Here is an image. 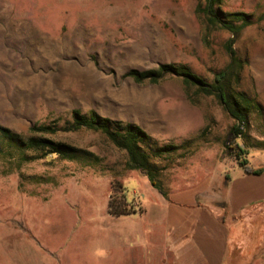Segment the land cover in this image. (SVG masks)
Instances as JSON below:
<instances>
[{
  "label": "rangeland",
  "instance_id": "1",
  "mask_svg": "<svg viewBox=\"0 0 264 264\" xmlns=\"http://www.w3.org/2000/svg\"><path fill=\"white\" fill-rule=\"evenodd\" d=\"M203 1L0 0L1 126L29 137L36 124L61 127L75 109L94 110L142 127L153 150L179 146L152 159L167 196L144 172L127 169L126 153L99 132L51 137L82 151L81 160L28 152L17 164L0 154V264H160L176 194L209 180L219 195L209 207H227L229 179L245 172L225 145L235 119L177 77H126L175 63L212 82L230 62L224 45L232 35L207 27L197 12ZM221 9L255 22L234 48L245 61L235 88L254 102L247 137L236 144L240 161L256 170L264 168V0H223ZM111 203L132 211L111 214ZM256 206L243 212L235 236L247 239L254 229L264 240V201Z\"/></svg>",
  "mask_w": 264,
  "mask_h": 264
},
{
  "label": "trees",
  "instance_id": "2",
  "mask_svg": "<svg viewBox=\"0 0 264 264\" xmlns=\"http://www.w3.org/2000/svg\"><path fill=\"white\" fill-rule=\"evenodd\" d=\"M222 4L223 0H204L197 9L209 29L226 30L232 35V38L224 45L230 62L225 69L216 73L212 82L193 73L187 65L175 63H163L156 68L143 71L134 69L129 71L126 77L132 78L137 83H158L168 76L177 77L182 80L186 88L195 89L196 94L214 97L236 121L226 138L225 145L228 153L236 157L246 173L260 175L264 172V168L254 170L247 166L246 162H241L240 157L244 150L236 144L238 139L247 137L245 130L249 115L254 108V102L246 93L235 88L240 83L245 61L238 57L234 45L242 32L255 22L252 15L246 12L223 11ZM81 130L99 132L104 135L112 145L126 153L127 169L144 172L155 189L164 196L168 195L160 177V169L152 159L163 158V156L177 151L179 146L169 144L153 150L150 146L151 136L142 127L134 123L101 116L94 110L85 114L75 109L71 119L61 127L57 123L36 124L30 128L31 136L29 137H23L0 125V154L8 157L11 163L16 162L17 164L28 159V152L42 154V157L56 154L69 160H81L83 156H80V153H83L82 151L51 138L59 132ZM147 148L153 152L147 151ZM86 158L84 156L82 159ZM131 211L115 207L111 203V214H129Z\"/></svg>",
  "mask_w": 264,
  "mask_h": 264
},
{
  "label": "crops",
  "instance_id": "3",
  "mask_svg": "<svg viewBox=\"0 0 264 264\" xmlns=\"http://www.w3.org/2000/svg\"><path fill=\"white\" fill-rule=\"evenodd\" d=\"M217 192L206 180L200 187L176 194L178 204L170 205L166 212L160 264H238V255L240 264H264V240L256 236L257 232L250 231L246 241L234 234L243 229V212L264 201V172H242L237 179H229L226 208L209 207L217 200ZM157 210L162 208L156 206ZM258 227L264 229L261 223ZM251 233L255 234L253 243L249 242Z\"/></svg>",
  "mask_w": 264,
  "mask_h": 264
}]
</instances>
